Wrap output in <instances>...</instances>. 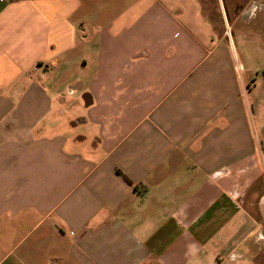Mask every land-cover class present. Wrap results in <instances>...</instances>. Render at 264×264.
<instances>
[{"label": "crops", "instance_id": "crops-1", "mask_svg": "<svg viewBox=\"0 0 264 264\" xmlns=\"http://www.w3.org/2000/svg\"><path fill=\"white\" fill-rule=\"evenodd\" d=\"M0 264H264V0H0Z\"/></svg>", "mask_w": 264, "mask_h": 264}, {"label": "rangeland", "instance_id": "rangeland-1", "mask_svg": "<svg viewBox=\"0 0 264 264\" xmlns=\"http://www.w3.org/2000/svg\"><path fill=\"white\" fill-rule=\"evenodd\" d=\"M58 79V75L56 74L55 76H54V78L53 79H51L50 81H48V82H56V80ZM62 88V90H64L65 92H66V95L68 96V99L69 100H71V97L69 96V94H67V88L66 87H61ZM73 112H78V108L76 107V106H73ZM73 115V113L71 114V115H69V117L70 116H72ZM72 118V117H71ZM75 118V117H74Z\"/></svg>", "mask_w": 264, "mask_h": 264}, {"label": "flooded vegetation", "instance_id": "flooded-vegetation-1", "mask_svg": "<svg viewBox=\"0 0 264 264\" xmlns=\"http://www.w3.org/2000/svg\"><path fill=\"white\" fill-rule=\"evenodd\" d=\"M241 7V5L240 4H235V5H233V10H237V9H239Z\"/></svg>", "mask_w": 264, "mask_h": 264}, {"label": "trees", "instance_id": "trees-1", "mask_svg": "<svg viewBox=\"0 0 264 264\" xmlns=\"http://www.w3.org/2000/svg\"><path fill=\"white\" fill-rule=\"evenodd\" d=\"M122 177L124 178V180H125L127 183H130V181L128 180L127 177H125L124 175H122Z\"/></svg>", "mask_w": 264, "mask_h": 264}, {"label": "water", "instance_id": "water-1", "mask_svg": "<svg viewBox=\"0 0 264 264\" xmlns=\"http://www.w3.org/2000/svg\"><path fill=\"white\" fill-rule=\"evenodd\" d=\"M83 101H84L85 105H88L89 104V102L87 103V101L85 100V98H84Z\"/></svg>", "mask_w": 264, "mask_h": 264}]
</instances>
